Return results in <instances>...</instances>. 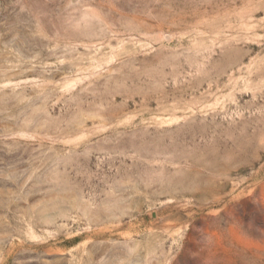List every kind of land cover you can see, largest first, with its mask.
<instances>
[{
    "label": "rangeland",
    "instance_id": "rangeland-1",
    "mask_svg": "<svg viewBox=\"0 0 264 264\" xmlns=\"http://www.w3.org/2000/svg\"><path fill=\"white\" fill-rule=\"evenodd\" d=\"M0 264H264V0H0Z\"/></svg>",
    "mask_w": 264,
    "mask_h": 264
}]
</instances>
